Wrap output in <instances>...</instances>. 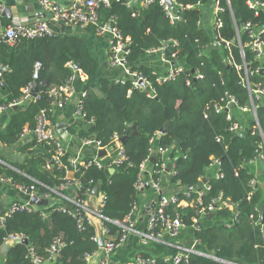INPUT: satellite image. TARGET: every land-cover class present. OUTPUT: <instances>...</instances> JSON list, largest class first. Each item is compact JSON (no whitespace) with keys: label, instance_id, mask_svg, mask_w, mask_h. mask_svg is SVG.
<instances>
[{"label":"trees","instance_id":"obj_1","mask_svg":"<svg viewBox=\"0 0 264 264\" xmlns=\"http://www.w3.org/2000/svg\"><path fill=\"white\" fill-rule=\"evenodd\" d=\"M142 1L114 0L102 7L100 13L102 21L115 17L118 28L130 37V69L142 72L151 82V88L137 87L128 77L118 80L99 77L95 86L86 88L83 101L86 117L82 119L85 125L71 127L70 131L80 139L99 141L102 148L114 147L111 155L101 159L103 167L73 164L71 153L65 149L56 162V147L48 145H40V152L33 153L22 163H14L18 170L0 162V178L8 179L15 186L31 187L38 195L50 192L53 201H57L54 208L46 210V217L40 211H17L6 216V207L1 213L3 203L0 202V253L11 235L29 237V244L10 246L6 255L0 256V264H32L30 248L55 264H87L88 258L101 248L94 237L104 242L118 238L123 232L118 221H125L134 203L139 207L143 190L136 188V182L141 174L146 180L147 170L141 173V164L146 159H149L150 174L156 180L163 174V171H155L157 164L167 159L172 161L171 193L180 198L190 186H196L190 191L195 196L197 191L203 190L204 202L222 199L230 203L217 206L211 218L200 213L199 205L168 206L169 214H178L184 226L192 229L193 238L198 241L197 248L242 264H264V185L261 184L264 168L258 170L253 164L256 160L262 161L264 155V99L252 101V97L255 98L253 89L264 90V57L257 58L254 51L246 47L243 58L236 42L238 30L244 23L264 24V13L256 16L245 0H230V4L221 0L224 10L220 16L224 26L220 35L223 40L220 48L209 49L214 35L213 32L209 34L200 21L202 6L210 0H178L183 8H178L181 20L175 24L158 1L147 6H142ZM247 38V32H242V40ZM173 41L177 43L172 44ZM227 41L231 43L229 47ZM159 47L163 48L167 60L184 65L177 78L165 83L158 82L159 75L151 68L135 65L142 55ZM245 61L255 70L249 76L250 88L243 83V71L235 66ZM37 63L40 67L35 79ZM0 64L4 67L0 103L21 98L25 86L37 84L36 96L12 113L8 126L0 134V140L8 146L19 143L27 127L35 128L39 112L55 103L50 89L74 76L75 66L88 78L97 76L99 69L82 39L57 34L36 39L20 38L13 45L1 41ZM230 96L237 99L236 105L229 106L233 120L227 119L226 108L216 110L217 106H227ZM135 122L140 135H131L129 125ZM234 122L244 125L241 136L230 130ZM163 127L165 131L158 147H168L170 151L163 156L158 148L152 161L154 140ZM125 135L129 137L122 145L128 160L113 165L115 172L111 173L108 164L117 155L119 142ZM31 143L25 144L23 149L27 150ZM215 162H219V176H211L202 184L207 169ZM68 170H75L78 185L60 190L68 178ZM252 179L258 180L257 188L252 187ZM96 185L104 196L102 226L87 221L80 224L74 215L77 205L70 203L67 197L86 200ZM67 203L72 209L60 208ZM233 208L237 209L238 220L228 226ZM199 222L202 225L197 228L195 225ZM55 238L63 240V245L52 257L49 249ZM141 256L150 257L148 254ZM152 264L217 263L206 256L190 253L188 262L175 263L165 257H155Z\"/></svg>","mask_w":264,"mask_h":264},{"label":"built area","instance_id":"obj_2","mask_svg":"<svg viewBox=\"0 0 264 264\" xmlns=\"http://www.w3.org/2000/svg\"><path fill=\"white\" fill-rule=\"evenodd\" d=\"M70 2V6L64 7L61 6L59 3L55 2L54 0H40L41 4L43 5L44 9L51 13L52 21L65 25H73L79 26L81 28H88L89 26H93L97 34L101 36H105L108 39L109 47H110V58L113 65L120 66L123 68L125 73V77L133 79V84L137 87L142 86L147 89L151 88V82L147 79V77L139 71H132L130 69V63L128 61V55L130 52V44L131 39L130 37L124 35V33L118 28L116 25L115 17H111L109 20L102 21L101 19V9L102 7L109 6L111 4V0H68ZM131 1V0H129ZM158 1L165 9L168 18L170 19L172 24L177 23L181 20V16L179 14L178 8H183V4L179 3L178 0H143V6H147L153 2ZM221 0H214L215 5V18L213 22V35L214 40L213 42L218 43L221 45L223 38L220 35V29L224 26V21L220 16V12L224 10L221 6ZM230 4V0H226ZM246 5L249 9H251L256 16H260L264 13V0H245ZM242 32H247L248 38L243 41L242 40ZM54 34L53 28L50 26L48 21L44 22H36L32 25H26L22 22H16L10 24L4 30L0 31V42H6L10 45L16 44L20 38H28V39H36L40 37H45L48 35ZM236 42L241 49V53L243 58L245 57V48L250 47L257 58L264 57V24L257 25L253 24L252 22L244 23L241 28H239L237 33ZM176 41H173L172 44H176ZM226 45L229 47L231 45L230 41L226 42ZM158 52L161 53L164 57L163 48H153L148 51V53ZM165 58V57H164ZM166 59V58H165ZM167 60V59H166ZM169 61V60H168ZM171 62V61H170ZM230 63L233 61L230 59ZM175 64V63H174ZM238 70H242L244 75L242 77L243 83L250 86L249 76L255 72L253 68H251L248 62H244L243 65L235 64ZM40 64L37 63L36 70L34 73V78H38V69ZM184 65L182 63L175 64L167 73L158 76L157 80L159 83H165L169 80H173L177 78V76L181 73ZM264 69V68H263ZM262 69V70H263ZM80 71L79 69H76ZM259 69H256V71ZM76 71V72H77ZM4 67L0 64V78L3 75ZM76 75V73H75ZM75 75L68 78L67 81L59 86H54L50 89L49 94L55 98V103L51 104V106L47 108H43L36 117V126L33 129L34 132V139L37 145H48V146H55V155L54 159L58 162L59 155L63 154L64 147L61 141L60 136L57 134L56 130L52 125L51 120V113L54 110V107L59 105L63 106L67 103L73 95L76 93V88L74 85ZM144 83V85L141 84ZM33 83L25 86L23 88L24 95L14 101H10L8 103H0V114L4 111L11 110L13 107L24 104L28 102L30 98L33 97L32 95V88ZM255 93L252 97V101L264 99V90L259 89L256 87L253 89ZM86 96V90H83L79 93L77 98L76 104V114L79 118L84 119L86 117V112L84 111L83 101ZM237 99L234 96H230V101L227 106H217L216 110L221 111L224 108L227 109V119L233 120L234 115L233 111L230 109L231 105H236ZM254 106V104H253ZM88 123H91V120H86ZM243 129V126L240 123L234 122L230 127V130L234 132H239ZM24 135V134H23ZM85 144H96L101 146L99 141L94 139H85ZM120 147L118 149L117 155L112 159V161L108 164L112 168L113 165H121L125 161L128 160V155L126 153L125 148L123 147L121 141L119 142ZM161 155H166L170 151L168 147H160L159 148ZM73 164H96L98 167H103L105 164L102 162L101 159L92 158L90 160H85L84 162H80L79 159H71ZM166 161L162 162L161 164H157L158 170L155 171L162 172L165 170V163ZM149 159H146L141 164V173L148 170ZM47 167L50 168L51 164H47ZM217 176L219 174L217 173ZM4 181H9L6 178L1 177ZM146 181L142 174L140 175L139 179L136 182V188L138 190H143L146 185ZM150 185L155 187L158 191H161V187L159 185V180L155 178L150 179L148 181ZM206 184V183H203ZM258 180L252 179L251 185L253 188H257ZM78 185V180L75 178H66L64 183L61 184L59 187L60 190H65L67 188H71L73 186ZM15 186V185H14ZM16 188L24 191L29 198L27 200H13L6 206L5 215L11 216L12 214L16 213L17 211H29V212H36L40 211L43 217H46V210H50L54 208L53 202L48 207L38 206L36 204L30 203V198L33 195H37L39 197L45 198L47 200H52L53 196L50 192H45L42 195H38L32 192L31 187L20 186L16 185ZM209 189V187H206ZM60 194L59 191H57ZM62 194V193H61ZM184 197L180 198L176 193H162L156 202L155 207L149 214V225L146 231L138 232L141 236L143 242L148 243L150 241L159 240L164 233L170 234L172 237H177L180 231L185 227L181 217L177 214L175 216L169 214L167 212L168 206L171 204H178V205H195L201 206L200 213L203 216H208L213 212L217 206H221L222 204H226L227 206L230 205L228 202H223L222 199H213L210 202H204L203 195L204 191L199 190L194 194L190 190H186L183 192ZM65 196V195H63ZM67 197V196H65ZM104 197V196H103ZM70 203H75L77 205L76 212L74 215L77 217L78 222L81 224L83 221H87L89 224L96 223L97 219L102 226L103 223V215H102V207L104 205V198L100 204V206L96 208L89 207L85 199L78 198V197H67ZM0 202L2 199L0 197ZM66 209L65 204H61L60 208ZM138 204L134 203L130 213L125 218L124 222L118 221V223L123 227V232L120 234L118 238H110L106 242H104L103 249V257L101 259V264H110L111 256L113 252L121 247L128 239L129 235L136 231V224H135V216L138 210ZM238 220L237 209L233 208V215L230 218V221L227 223L228 226H233L234 223ZM103 228V227H102ZM106 231V228L104 229ZM24 238L23 235L20 234H13L8 239L7 242L10 240L22 239ZM95 240L99 241V237L95 236ZM263 245H264V230H263ZM6 242V243H7ZM63 245V240L60 238H55L52 245L50 246V253L52 257L58 251V249ZM198 241L194 240L193 243L189 246H177V251L173 256H167L165 259L167 261L173 260L175 263L180 262H188L190 253H197L203 256H206L217 264H242L239 262H234L231 260L223 259L216 257L212 253H208L205 251L200 250L197 248ZM30 255L32 259V264H55L54 261L50 262L48 259H44L42 256L36 254V252L30 248ZM155 261V257H144L138 256L134 259L128 260L124 264H152Z\"/></svg>","mask_w":264,"mask_h":264},{"label":"crops","instance_id":"obj_3","mask_svg":"<svg viewBox=\"0 0 264 264\" xmlns=\"http://www.w3.org/2000/svg\"><path fill=\"white\" fill-rule=\"evenodd\" d=\"M59 3L61 6L68 7L70 2L68 0H54ZM214 0H210L209 3L202 6V17L200 25L204 27L209 34L212 35L213 32V22L215 18V5ZM143 6V4L141 3ZM6 8L11 9L13 17L10 19L8 14L5 13ZM46 20L49 22L50 26L54 30V34L57 35H72L82 39L93 58L98 62L99 69L97 76L93 78H88L82 71H77L75 75L74 85L76 88V93L73 97L65 103L63 106H55L52 112V125L56 130L57 134L60 136L63 143V147L66 151H69L73 159H79L80 162H84L88 158H98L104 159L110 153L114 151V147L111 148H102L96 144H85L83 139L78 138L76 135L71 133L70 128H78L84 126L82 119L79 118L76 114V104L77 98L81 91L86 90L89 86H95L99 77H107L113 80H118L124 78L126 75L123 71V68L120 66L113 65L110 58V47L108 39L105 36L97 34L93 26L88 28H81L79 26L66 25L63 27L59 23L52 21L51 13L44 9L40 0H0V31L4 30L10 24L16 22H22L26 25H32L36 22ZM213 43V42H212ZM221 46V45H220ZM181 63V62H179ZM136 66H147L153 70L154 73L159 76L167 73L175 64L166 60L161 53L151 52L145 53L141 58L135 63ZM19 107L24 106V104L18 105ZM16 109H11L4 111L0 114V134L8 126L12 113ZM249 118L245 119V126L249 122ZM65 122L67 123V131L69 133V139L65 140L59 133L58 124ZM243 128L244 125H242ZM243 129H241L242 131ZM33 130L25 129L24 135L19 143L15 145L8 146L0 140V162L6 164L7 166L18 170L14 163H20L18 157L25 155L24 160L27 157L31 156L33 153H38L42 148L34 143L35 139L33 136ZM161 132L155 137L154 149L158 150L159 136ZM32 142L31 147H28L27 150H24L23 147L25 144ZM122 143V142H121ZM32 151V152H30ZM264 162V155L263 160ZM260 159L256 160L254 167L256 169H263L264 163ZM165 170L159 180V185L161 191H158L152 185L149 188H144L139 208L135 216L136 231L132 232L127 241L119 248H117L112 256L110 264H124L128 260L134 259L143 254H148L150 257H167L173 256L177 251V246H189L193 243V232L192 229L184 227L177 237H172L168 233H164L163 236L156 241H150L145 243L142 241L141 236L138 232L146 231L149 225V214L153 210L162 193H171L173 187L170 184V177L172 174V161L167 159L165 162ZM170 167V171L167 168ZM219 162H215L211 167L207 169L206 177L216 176L219 170ZM67 176L70 178L75 177V170H68ZM152 175L150 174V169L146 171V183L150 181ZM149 183V182H148ZM264 181L261 182V184ZM0 195L2 196V205L6 207L13 200H27L29 196L16 188L14 185L8 181H4L0 178ZM103 194L99 190L93 193V190L88 195L85 200L86 204L89 207L96 208L100 206L103 200ZM56 204L57 201H50V204ZM98 224L100 222L96 220ZM103 257V249L100 248L92 256L88 258L87 264H101V259Z\"/></svg>","mask_w":264,"mask_h":264},{"label":"water","instance_id":"obj_4","mask_svg":"<svg viewBox=\"0 0 264 264\" xmlns=\"http://www.w3.org/2000/svg\"><path fill=\"white\" fill-rule=\"evenodd\" d=\"M113 1H114V0H111V3H112ZM169 3L171 4V1H170V0H169ZM5 13L8 14V16H9L10 19L13 17L10 8H6ZM44 21H46V20L44 19V20L39 21V22H44ZM61 25H62L63 27L66 26L65 24H61ZM211 48H220V45H219L218 43H216V42H213V43H211L210 46H209V49H211ZM75 68L78 69L77 66H75ZM141 84L144 85L143 82H141ZM0 87L4 88V83H3V81L1 80V78H0ZM36 93H37V84H34V86H33V88H32V95H33V96H36ZM14 108H15V109H18L19 106L17 105V106H15ZM129 127H130V129H131V135H140V131H139V129H138V125H137L136 122L130 124ZM58 129H59V133H60V135L62 136V138L65 139V140H68V139H69V133H68V131H67V123H65V122L59 123V124H58ZM164 131H165V127H163V128L161 129L160 132H161V133H164ZM238 135L241 136V135H242V131H239V132H238ZM33 136H34V133H33ZM128 137H129V135H125V136H123V137L121 138V142H122L123 144L126 143ZM159 138H160V136H159ZM30 152H32V151H30ZM156 152H157L156 149H154V150H153V155H152V157H151V160H152V161L155 160V154H156ZM24 157H25V155H22V156L18 157V161H19L20 163H22ZM170 169H171L170 167L167 168L168 171H170ZM110 172H111V173H114V172H115V168H111V169H110ZM207 181H208V178L205 177V178H203V180H202L201 183L203 184V183H206ZM262 185H263V183H262ZM149 186H150V185H149V183L147 182L146 185H145V187H146V188H149ZM197 187H198V186H197ZM194 188H196V186H190V187H189L190 190H193ZM97 191H99V185H96V186L94 187V189H93V193H95V192H97ZM29 200H30V203H31V204H36V205H38V206H44V207H48V204H49L50 201H51V200H47V199H45V198L39 197V196H37V195H33ZM65 208L68 209V210H70V209H72V206H71L70 203H67V204H65ZM1 213H4V206H3V205L1 206ZM211 217H212V214H209V215H208V218H211ZM201 225H202V223L199 222V223H197L195 226H196L197 228H199ZM98 242H99V245H100L101 248L104 247V241H103L102 238H99V241H98ZM17 243L29 244V237H24V238H22V239H16V240H10L9 242L5 243V245L3 246L2 250H1L0 256H1V257H4V256L6 255L8 249L10 248V246H12V245H14V244H17Z\"/></svg>","mask_w":264,"mask_h":264},{"label":"rangeland","instance_id":"obj_5","mask_svg":"<svg viewBox=\"0 0 264 264\" xmlns=\"http://www.w3.org/2000/svg\"><path fill=\"white\" fill-rule=\"evenodd\" d=\"M263 162V161H262ZM264 163V162H263Z\"/></svg>","mask_w":264,"mask_h":264}]
</instances>
